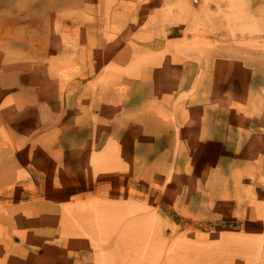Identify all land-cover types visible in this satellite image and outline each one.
Masks as SVG:
<instances>
[{
  "label": "rangeland",
  "instance_id": "374dc122",
  "mask_svg": "<svg viewBox=\"0 0 264 264\" xmlns=\"http://www.w3.org/2000/svg\"><path fill=\"white\" fill-rule=\"evenodd\" d=\"M29 259L264 264V0H0V264Z\"/></svg>",
  "mask_w": 264,
  "mask_h": 264
},
{
  "label": "crops",
  "instance_id": "0c3cea01",
  "mask_svg": "<svg viewBox=\"0 0 264 264\" xmlns=\"http://www.w3.org/2000/svg\"><path fill=\"white\" fill-rule=\"evenodd\" d=\"M51 250H52V249L50 248V249H49V252H51ZM46 253H48L47 249L43 252V254H46ZM41 258H43V257H40L39 260H41ZM37 260H38V259H36V260H30V259H29V260L26 262V264H31V263L34 264V262H36ZM39 260H38V261H39Z\"/></svg>",
  "mask_w": 264,
  "mask_h": 264
}]
</instances>
